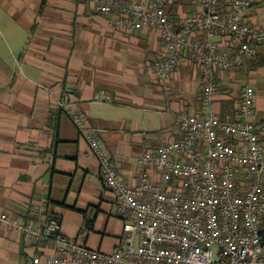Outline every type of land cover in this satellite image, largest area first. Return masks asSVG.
Returning <instances> with one entry per match:
<instances>
[{
	"label": "crops",
	"instance_id": "crops-1",
	"mask_svg": "<svg viewBox=\"0 0 264 264\" xmlns=\"http://www.w3.org/2000/svg\"><path fill=\"white\" fill-rule=\"evenodd\" d=\"M21 1L28 18L27 51L17 56L16 72L0 56V215L32 227L54 216L63 235L104 254L125 246L126 220L60 103L84 115L118 176L132 187L143 172L148 181L164 185L156 167L144 166L143 155L182 138V110L237 122L236 105L249 85L255 93L251 119L264 121V66L255 69L245 61L216 72L217 95L205 102L201 71L187 59L176 66L169 91L156 82L148 66L163 50L158 30L113 26V16L98 13L92 0ZM218 8L231 12L230 0ZM164 9L173 22L199 11L196 0H168ZM248 21L264 25V0H255ZM214 41L220 51L232 52L223 38ZM254 49V59L263 61L264 45ZM234 85L239 89L231 97ZM36 205L40 209L33 211ZM86 221L89 233L83 237ZM53 253V242L27 243L0 220V264H32L34 257Z\"/></svg>",
	"mask_w": 264,
	"mask_h": 264
},
{
	"label": "built area",
	"instance_id": "built-area-1",
	"mask_svg": "<svg viewBox=\"0 0 264 264\" xmlns=\"http://www.w3.org/2000/svg\"><path fill=\"white\" fill-rule=\"evenodd\" d=\"M92 1L98 13L113 16V26L158 30L163 50L148 66L156 82L169 91L176 66L187 59L201 71L205 102L217 95L216 72L242 66L255 56V46L264 45V25L248 21L255 0H230L227 13L218 8L225 0H196L198 13L178 22L166 14L168 0ZM214 36L232 52L220 51ZM254 99L252 87L245 85L236 105L237 122L182 110V138L143 155L144 166L156 167L164 185L148 181L143 172L135 187L118 176L84 115L60 103L126 220L125 246L109 254L91 250L63 235L54 216L37 227L5 214L0 220L27 243H54L52 256L34 257L32 264H264V121L251 119Z\"/></svg>",
	"mask_w": 264,
	"mask_h": 264
},
{
	"label": "rangeland",
	"instance_id": "rangeland-1",
	"mask_svg": "<svg viewBox=\"0 0 264 264\" xmlns=\"http://www.w3.org/2000/svg\"><path fill=\"white\" fill-rule=\"evenodd\" d=\"M24 5L25 2L21 0H0V56L5 60L6 65L15 72L17 70L15 60L19 54L26 50L27 45L24 44L29 37L28 18L24 15ZM238 89L239 86H232L231 97L236 96ZM86 225L87 221L81 231L83 237L89 233Z\"/></svg>",
	"mask_w": 264,
	"mask_h": 264
},
{
	"label": "trees",
	"instance_id": "trees-1",
	"mask_svg": "<svg viewBox=\"0 0 264 264\" xmlns=\"http://www.w3.org/2000/svg\"><path fill=\"white\" fill-rule=\"evenodd\" d=\"M220 13H222V12H220ZM102 14V13H101ZM167 14V13H166ZM167 16L169 17L170 16V13L169 14H167ZM171 17V16H170ZM255 58V56L253 57V59H251V60H249V61H246L248 64H250L251 66H252V68H258V67H260V66H264V62H258V60H255L254 59Z\"/></svg>",
	"mask_w": 264,
	"mask_h": 264
}]
</instances>
